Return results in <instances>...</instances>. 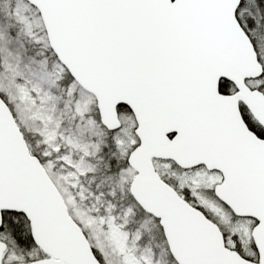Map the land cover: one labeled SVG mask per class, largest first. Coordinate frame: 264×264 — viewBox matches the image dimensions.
<instances>
[{"label": "snow or ice", "instance_id": "1", "mask_svg": "<svg viewBox=\"0 0 264 264\" xmlns=\"http://www.w3.org/2000/svg\"><path fill=\"white\" fill-rule=\"evenodd\" d=\"M0 264H264V0H0Z\"/></svg>", "mask_w": 264, "mask_h": 264}]
</instances>
